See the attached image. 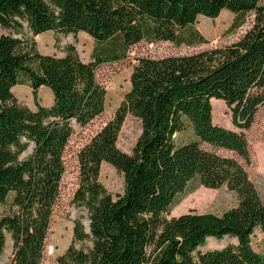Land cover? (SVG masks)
I'll use <instances>...</instances> for the list:
<instances>
[{
  "label": "trees",
  "instance_id": "trees-1",
  "mask_svg": "<svg viewBox=\"0 0 264 264\" xmlns=\"http://www.w3.org/2000/svg\"><path fill=\"white\" fill-rule=\"evenodd\" d=\"M236 15L237 41L183 55L139 56L131 86L114 117L78 152L79 187L74 203L88 224L75 220L74 238L57 264H264L252 244L264 232V199L247 171L252 153L245 131L264 105V0H0V257L8 238L11 264H43L46 243L66 172L65 153L76 127L106 109L108 91L99 69L129 58L143 40L197 45L199 17ZM45 32L89 35L92 60L73 45L65 56L41 53L35 37ZM28 85L36 109L13 89ZM47 87L53 103L44 106ZM213 99L232 110L238 129L214 123ZM213 103V104H212ZM142 122L131 154L118 137L125 119ZM194 139L178 143L187 126ZM125 176L122 194L100 182L103 163ZM195 183L226 188L238 204L221 215L188 212L169 218ZM235 239L203 251L208 239ZM91 241L89 249L77 242Z\"/></svg>",
  "mask_w": 264,
  "mask_h": 264
},
{
  "label": "rangeland",
  "instance_id": "rangeland-1",
  "mask_svg": "<svg viewBox=\"0 0 264 264\" xmlns=\"http://www.w3.org/2000/svg\"><path fill=\"white\" fill-rule=\"evenodd\" d=\"M235 20L236 15L227 10L216 18L201 16L193 29L204 37V43L194 46L186 44L179 46L169 41L143 40L131 48L129 58L106 64L99 69L98 76L108 91L106 109L101 116L88 126H77L68 144L65 153L66 172L62 180L61 196L47 238L43 264H57V258L66 252L73 242L76 219L80 218L86 225L88 224L86 209L74 203V195L79 187L77 154L89 142L91 137L114 117L124 95L130 89V78L135 63L134 58L139 56L162 57L190 54L230 44L237 41L251 27L253 15L247 16L245 24L239 28L232 27ZM7 32L0 27V35ZM34 39L38 50L43 54L65 56L67 47L73 45L76 49V55L85 62L92 60V54L96 46L95 41L83 32L77 35L60 36L53 32H45L37 35ZM13 91L22 105L36 109L33 92L28 85L16 86ZM213 100L214 123L238 130L233 124L231 108L223 100ZM39 101L44 106H50L53 103V95L49 88L43 87L40 89ZM141 133V120L131 114L128 115L118 137V148L127 154H131ZM245 133L252 153V163L247 166V171L264 199V105L259 107L255 122ZM194 138L193 130L189 125L183 132L178 134L177 141L178 143H184ZM99 180L108 193L114 197L122 194L126 187L124 174L109 163L104 162L102 164ZM237 204L236 195L226 188L215 190L192 183L168 216L171 218L188 212L221 215ZM1 211L2 207L0 206V213ZM235 242V239L229 237L222 240L210 238L202 250L222 248ZM252 244L256 251L264 253V232L260 229L256 230ZM76 246L89 249L92 242H77ZM11 254L12 241L8 238L6 249L0 257V264H11Z\"/></svg>",
  "mask_w": 264,
  "mask_h": 264
}]
</instances>
